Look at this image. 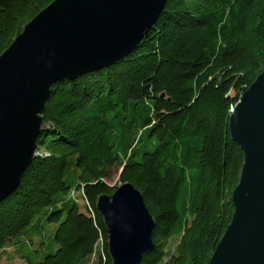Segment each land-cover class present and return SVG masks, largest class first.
Returning <instances> with one entry per match:
<instances>
[{"label":"trees","instance_id":"1","mask_svg":"<svg viewBox=\"0 0 264 264\" xmlns=\"http://www.w3.org/2000/svg\"><path fill=\"white\" fill-rule=\"evenodd\" d=\"M50 1L0 0V53ZM263 66L264 0H166L126 55L53 82L35 155L0 200V257L111 264L95 202L119 160L155 220L138 264H207L243 162L230 107Z\"/></svg>","mask_w":264,"mask_h":264},{"label":"water","instance_id":"2","mask_svg":"<svg viewBox=\"0 0 264 264\" xmlns=\"http://www.w3.org/2000/svg\"><path fill=\"white\" fill-rule=\"evenodd\" d=\"M166 0H51L0 53V200L35 155L53 82L130 52ZM231 138L243 151L233 212L207 264H264V66L230 107ZM96 209L111 264H138L154 247L155 220L133 183L101 193Z\"/></svg>","mask_w":264,"mask_h":264},{"label":"rangeland","instance_id":"3","mask_svg":"<svg viewBox=\"0 0 264 264\" xmlns=\"http://www.w3.org/2000/svg\"><path fill=\"white\" fill-rule=\"evenodd\" d=\"M120 170H121V165H120L119 160H117L112 166H110L108 168V171H107L106 176L104 177V180L111 185H113V184L118 185L119 184L118 176H119ZM55 224H56V222H54V221H48L46 227L50 230V229H53ZM47 235H51V233H47L45 235L46 236L45 237L46 243L48 242V239H49L48 238L49 236H47ZM33 237L35 238V240L38 239V237L35 234H33ZM1 255L2 256L0 257V264H27L24 260L19 259L15 256H12L11 259H8L7 257L5 258L6 255L4 252Z\"/></svg>","mask_w":264,"mask_h":264}]
</instances>
